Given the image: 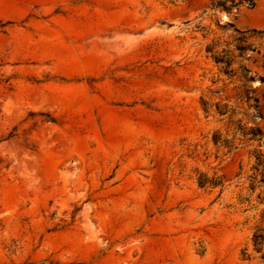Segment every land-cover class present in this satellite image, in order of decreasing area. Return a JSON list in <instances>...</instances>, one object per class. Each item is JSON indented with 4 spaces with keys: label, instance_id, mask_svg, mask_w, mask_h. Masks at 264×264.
I'll return each instance as SVG.
<instances>
[{
    "label": "rangeland",
    "instance_id": "374dc122",
    "mask_svg": "<svg viewBox=\"0 0 264 264\" xmlns=\"http://www.w3.org/2000/svg\"><path fill=\"white\" fill-rule=\"evenodd\" d=\"M255 127L264 0H0V264H264Z\"/></svg>",
    "mask_w": 264,
    "mask_h": 264
},
{
    "label": "trees",
    "instance_id": "16d2710c",
    "mask_svg": "<svg viewBox=\"0 0 264 264\" xmlns=\"http://www.w3.org/2000/svg\"><path fill=\"white\" fill-rule=\"evenodd\" d=\"M219 6L225 7L224 4H219ZM228 10H231V7L228 8ZM240 51H244V48H240ZM216 62L218 64L219 63H224L223 60H220L219 58L218 59L216 58ZM226 64H227V67L230 66V62H226ZM247 96H249L248 95V92H247ZM248 99H249V97H248ZM255 102L257 104L256 108L259 109V106H258L259 101L258 100H255ZM256 118H260V115L256 116ZM248 135L250 136V140L258 139V141L261 144H263L264 136H263L262 131H261L260 128L255 127L253 129H250ZM215 143H218V140H216ZM257 172L260 173V177H261V180L259 181V183L262 184V185H264V170L262 172H260L259 169H257ZM263 232H264V230H259L258 233L255 235V245L256 246H262L264 244V235H263Z\"/></svg>",
    "mask_w": 264,
    "mask_h": 264
}]
</instances>
